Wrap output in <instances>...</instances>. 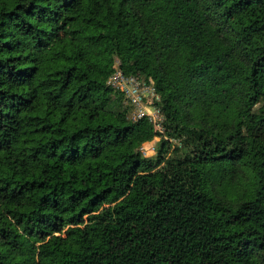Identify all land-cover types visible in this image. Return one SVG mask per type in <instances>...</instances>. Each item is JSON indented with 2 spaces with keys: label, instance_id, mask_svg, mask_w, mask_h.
<instances>
[{
  "label": "trees",
  "instance_id": "1",
  "mask_svg": "<svg viewBox=\"0 0 264 264\" xmlns=\"http://www.w3.org/2000/svg\"><path fill=\"white\" fill-rule=\"evenodd\" d=\"M0 264H264V0H0Z\"/></svg>",
  "mask_w": 264,
  "mask_h": 264
},
{
  "label": "built area",
  "instance_id": "2",
  "mask_svg": "<svg viewBox=\"0 0 264 264\" xmlns=\"http://www.w3.org/2000/svg\"><path fill=\"white\" fill-rule=\"evenodd\" d=\"M109 83L116 89H119L124 93L126 100L129 101L131 105L138 106L141 102L148 103L154 111H156V118H153L150 113H145L143 115H133L132 119L136 120L140 117L147 116L149 121L154 124L156 130H161L162 115L158 108L154 106V101L158 100L159 96L156 94L154 86L151 81H139L133 76H126L123 74L121 69L116 64L115 71L109 79ZM150 96V103L145 98L146 95ZM144 146H142V151Z\"/></svg>",
  "mask_w": 264,
  "mask_h": 264
},
{
  "label": "rangeland",
  "instance_id": "3",
  "mask_svg": "<svg viewBox=\"0 0 264 264\" xmlns=\"http://www.w3.org/2000/svg\"><path fill=\"white\" fill-rule=\"evenodd\" d=\"M139 81H142V80H139ZM144 98H145V101L147 100L150 103V96L148 94ZM148 112L150 113V115L153 116V118H156V116H157L156 111H154L148 103L141 102L140 105H138V106L132 105L130 116L132 118L134 114L135 115H138V114L143 115V114L148 113ZM158 139L159 138L156 137L152 141L146 142L143 144V146H144L143 153L145 156L154 155V153L156 151Z\"/></svg>",
  "mask_w": 264,
  "mask_h": 264
}]
</instances>
